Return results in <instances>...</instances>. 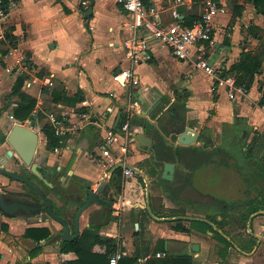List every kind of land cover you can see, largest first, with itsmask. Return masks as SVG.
<instances>
[{
  "label": "crops",
  "instance_id": "0c3cea01",
  "mask_svg": "<svg viewBox=\"0 0 264 264\" xmlns=\"http://www.w3.org/2000/svg\"><path fill=\"white\" fill-rule=\"evenodd\" d=\"M80 1L15 0V8L9 19L16 38L2 52H13L8 55L10 61L18 52L26 55L29 63L37 70L39 82L35 90H41L42 86L49 84L52 90L62 89L70 96L82 91L89 104L87 112L100 115L110 108L108 123L116 129L121 123L122 109L131 106L134 112L130 119L133 135L142 131L152 138L160 134L168 138L172 133L173 120L180 122V130L184 123H189L197 127L198 131L195 132L200 134L203 131L204 135L209 134V128L220 130L225 126L233 127L239 119L245 120L254 130L264 132V104L259 101L264 88L261 82L264 80V62L248 95L231 100L223 86H215L211 76L202 71L192 77V68H188L192 64L179 60L163 42L149 38V58L134 66L139 84L124 86L114 79V74L129 65L125 57V41L133 35L131 15L116 0H93V13L86 17L89 7L84 8ZM203 1L184 0L176 6L178 18L173 15V0H146L145 5L158 7L167 27L179 28L187 26L184 21L187 15L202 13ZM219 1L227 12L214 19L212 40L205 42V56L213 63L222 61L224 66L231 69L240 61L243 51L264 50V14L257 11L253 2L239 0L244 3V9L242 15L236 16L227 0ZM25 3L30 4L31 12ZM24 11L30 13L28 18ZM12 17H15L14 21ZM41 28L49 34L36 40ZM62 49L65 54L58 55ZM204 76L207 77V85H203ZM53 101V104L61 105V113H66L72 119L78 118L79 111L72 104L63 100ZM8 117L12 118L13 124L21 121L12 112H8ZM92 126L66 138L61 166L70 165L71 173L77 171L93 181L90 182V188L95 189L105 177V170L101 163L95 161L101 142L97 152L93 149V138L89 130ZM129 150L130 163H137L147 156L138 149L136 138ZM132 183L136 184V181L132 179ZM160 188L152 187L149 192L150 204L156 211H160L157 200ZM125 196L135 208L145 205L141 187H125ZM94 207L98 206H93L81 216V233L91 225L89 213ZM131 209L128 204L121 228L114 221H108L99 230L100 235L114 237L124 248L125 256L134 252L123 227L132 224L136 229L141 225L132 218ZM254 221L255 232L261 242L258 248L250 251L247 241H241L235 248L221 254L194 232L181 234L172 228L173 223L144 218L147 229L155 231L149 239L151 246L145 249H152L154 254L166 251L170 253L169 257L185 254L192 257V264H264V228L261 225L264 220L257 217ZM30 227H48L51 235L37 241L26 235ZM197 240H201L202 249L193 251L192 244ZM62 243L61 237L50 227L46 217H8L0 212V264H65L77 259L75 252L62 251ZM104 250L105 246L101 244L94 246L96 252ZM147 255H152L151 251L143 257H135H138L139 264H147L148 261L143 260ZM161 258L152 256L149 264Z\"/></svg>",
  "mask_w": 264,
  "mask_h": 264
},
{
  "label": "flooded vegetation",
  "instance_id": "af4514ba",
  "mask_svg": "<svg viewBox=\"0 0 264 264\" xmlns=\"http://www.w3.org/2000/svg\"><path fill=\"white\" fill-rule=\"evenodd\" d=\"M7 120H10L9 117L3 119V121ZM171 124L172 133L168 136L170 141L164 135H153L151 151L146 153L147 156L141 161L118 162L116 165L120 164V166L113 173L109 175L105 173L110 179L105 185L103 197L110 201L111 205H98V212L92 219L96 222L114 221L121 228L126 215V206L130 204L132 218H135L137 210L144 221V218H149L148 206L150 205L151 210L153 208L147 202L148 197L150 198L149 192L152 187H161L157 197L160 211H157V216L154 218L173 223L172 228L181 234L194 232L197 237L207 241L221 254H225L241 241H247L250 251L258 248L261 242L255 232L254 220L257 217L264 220V185L254 184L250 177L254 169L259 170L260 158L264 156V152H261L260 157L256 155L264 151V142H258L253 138L255 144L252 145L245 137L240 136L236 138L240 139L237 143L231 135L224 134L227 127L225 126L220 130L207 129L208 135H204L202 131L191 144L185 145L178 141L180 122L173 120ZM188 125L195 129L191 133L197 130V127L189 123ZM185 128L184 123L182 130ZM7 136L0 135V166L22 175L40 187H56L51 177L44 176L37 149L31 163L27 164L9 144ZM9 150H12V154L8 153ZM169 157L174 164L170 179L163 176L164 164L169 161ZM255 158L259 159L256 165ZM249 164L253 165L251 170L248 168ZM126 169L131 170V173L127 174ZM73 175L74 172L68 174L64 186L70 187L78 195L77 198L82 205L86 198L82 187H91V183L85 177L74 180ZM255 176L258 177L257 174ZM132 179L136 184L132 183ZM50 183L52 185H49ZM107 187L112 189L108 191ZM125 187H141L145 200L142 208L133 207V203L127 200ZM32 189L27 182L0 172V190L5 196L26 195L40 201V196H29ZM53 203L55 211L65 217L72 228L74 215L80 205L69 217L66 211L59 209L66 204L59 205L54 201ZM136 220L141 224L138 219ZM261 225L264 228V223ZM61 228L63 229L62 225ZM123 231L125 232V226ZM201 240L193 242V251L202 249ZM169 255L170 253L167 252V256ZM190 258L193 261L192 257Z\"/></svg>",
  "mask_w": 264,
  "mask_h": 264
},
{
  "label": "built area",
  "instance_id": "2783aa9c",
  "mask_svg": "<svg viewBox=\"0 0 264 264\" xmlns=\"http://www.w3.org/2000/svg\"><path fill=\"white\" fill-rule=\"evenodd\" d=\"M93 0H81L80 3L84 8H88ZM130 15V26L133 29V35L125 41V57L129 62L127 67H123L114 74V79L124 86H133L139 84V79L134 72V66L149 58V38L157 39L166 44L173 54L181 61L192 64L212 77L215 86H223L228 97L234 100L238 96H246L249 93L244 83L238 82L237 77L228 71L222 61L213 63L205 56V42L212 40L214 30V19L227 12L226 7L219 0H204L203 11L200 17L194 20L191 25L184 27H167L162 11L156 6L147 7L144 0H116ZM175 9L173 15L179 17L176 6L182 4L184 0H173ZM15 0H0V79H16L19 75H25L26 79L22 90L35 96V85L38 84L39 78L37 70L29 63L25 54L18 52L8 60V55L13 52L9 51L4 54L2 49L13 43L10 37L13 34L11 30L10 16L15 8ZM5 62V65H2ZM34 90V91H33ZM40 91V89H38ZM40 94L35 97L39 98ZM41 100L31 113V117L40 115ZM14 106L17 103H13ZM55 105V104H54ZM60 109L61 105H57ZM43 110V109H42ZM49 120L50 126L54 133L61 137L64 142L70 135L76 134L83 128L93 125L102 130L101 148L98 153V160L101 163L106 174H110V169L118 162H127L128 153L135 137L131 131L130 119L133 116L131 106L122 109V119L120 126L116 129L108 123L110 108L105 109L100 115L92 114L87 111L78 112V118L72 119L66 113L57 115L54 112L43 111ZM20 121L19 123H25ZM57 149V148H56ZM126 173L131 170L126 169ZM126 253L118 248L108 258V264H120ZM156 257L167 256L166 251H160L155 254ZM152 255L143 258L149 261Z\"/></svg>",
  "mask_w": 264,
  "mask_h": 264
},
{
  "label": "rangeland",
  "instance_id": "374dc122",
  "mask_svg": "<svg viewBox=\"0 0 264 264\" xmlns=\"http://www.w3.org/2000/svg\"><path fill=\"white\" fill-rule=\"evenodd\" d=\"M26 4H27V6H29L28 7L29 12H31L30 11V9H31L30 4L25 3V5ZM203 8H204V6H203ZM29 12L24 11V14L26 15L25 17L28 18V16H30ZM12 20L14 21L15 17H12ZM36 25H38V24H36ZM39 31L40 32H38V36H36V40L43 39L49 34L48 32L44 31L42 28ZM59 40L61 41V39H59ZM64 54H65L64 49H62L61 51L58 52V55H64ZM188 68L189 69L192 68V71H193V73L191 74L192 77H193V74L195 75L196 73L197 74L202 73V70L195 68V67H192V65H189ZM202 81H203V85H207L208 82H207L206 76L203 77ZM261 82L264 84V80H261ZM13 83H14V79H10V78L0 79V117L2 116V119H7L8 112H12V109L14 107L13 103L17 100L16 99L17 96L12 94ZM50 86L51 85H49V84H45L44 86H42L40 91L38 89H36L35 91L33 90L35 96L38 93H40L39 98H37V100H41V103H42L40 105V108H39L40 115L38 116V119H36V117H33V118L30 117L29 119H26L25 124H28V126H31L35 131H37L39 133L40 141H39L38 148H37V155L40 157V160H41L42 172L45 173L44 176L46 178L51 177L52 178L51 181L54 180V183L56 184V187H41V188L44 191H46L47 194H49V197L52 201L58 203L59 205H62L63 203L66 204V205L60 206L59 209L66 211L67 214L69 215V217H71L73 215L75 209L77 208V205H80V200L77 198L78 195L74 191H72L70 189V187L64 186V181L68 177V174L71 173L70 172V165L61 166V163H62L63 157H64V153H65V149H64L65 140H64L62 146H57L54 149H50L47 147L46 136H45L44 131H43V128L45 127V125H50L49 120L47 118V115L43 111H46L48 113L54 112L57 115H60V113H61V110L59 108H57L56 105L53 104L54 101L52 100V98H53L52 92L54 91V89L55 90H61V89L54 88L52 90V86H51V89H50ZM183 98L184 97H182V99ZM259 101H261V97H260ZM9 119L10 120H7V121H2V120L0 121V135L1 136L2 135H4V136L8 135V133L10 132V130L13 126V122L11 120L12 118H9ZM237 122L238 123L235 124L233 127H226L225 128L226 131L224 132V134L225 135H231L233 137V140L240 137V136L245 137L246 140L249 142V144H252V145L255 144V141L253 140V138L255 136H256L258 142L259 141L264 142V132H259L257 130H254L252 126H249L245 123V120L239 119ZM157 123L159 125V120L157 121ZM89 130L91 131L90 134L93 138V149H95L98 152L99 148H100L99 144H100L101 139H102V130L96 126H92L91 128H89ZM79 132H81V130L78 131L77 133H79ZM77 133L74 134L73 136L77 135ZM239 140L240 139H236L237 143L239 142ZM5 145L7 146V144H5ZM238 148H239V145H238ZM261 152H264V151H260L259 153H257V155L256 154L255 155L260 157ZM254 160H255L254 164L255 165L258 164L259 159L256 160V158H255ZM44 161L46 162V164ZM95 161L97 163H100L98 160V157L96 158ZM252 166L253 165H250V164L248 165L249 170H251V168H253ZM258 169L259 170H257V171L254 169V172L251 173L252 177H250V178H252L254 184L261 183L264 185V156L260 158V164L258 166ZM256 174L258 175V177L255 176ZM73 179L74 180H76V179L81 180V179H85V178L83 176H81L77 171H75L74 175H73ZM89 182H93V181H89ZM49 185H52V184L50 183ZM13 188H16V187H13ZM32 190L33 191L30 192L31 194L29 193V196H32V195L33 196H35V195L39 196L38 193L34 189H32ZM263 194H264V189H263ZM75 201L77 203H75ZM157 213L158 212L154 208H152V210L148 211L147 216L149 218L153 219L155 216H157ZM138 214L139 213H137V210H136L134 219H138V221L141 222V225L138 228L135 229L134 225H132V224L129 226H125V233L130 238V240H129L130 248H132L131 250H133V252H134V253L130 252V255H128V256H136L137 255V256L143 257L149 251H151L152 256H155L154 251H152V249H150V250L145 249V248L151 246V244L149 243V241H150L149 239L152 238L150 236H152V234H154L155 231L153 229L148 230L147 225H145V223L143 222V218ZM39 217H44V218L47 217L48 218V214L42 212V213L37 215V218H39ZM48 223H49L50 227L55 232H57V236H58L60 231H61L60 230V228H61L60 223L57 222L56 220L52 219V218H50L48 220ZM153 236H155V235H153ZM145 245H149V246L145 247ZM123 251H125L124 248H123Z\"/></svg>",
  "mask_w": 264,
  "mask_h": 264
},
{
  "label": "trees",
  "instance_id": "16d2710c",
  "mask_svg": "<svg viewBox=\"0 0 264 264\" xmlns=\"http://www.w3.org/2000/svg\"><path fill=\"white\" fill-rule=\"evenodd\" d=\"M202 1V0H194ZM253 2L257 11L264 14V0H245ZM146 4V0H144ZM228 6L233 10L234 15L240 16L243 13L244 3H240L239 0H227ZM199 14H190L185 17V24L191 25L194 20L199 18ZM12 39L16 38L11 34ZM264 62V50L258 52L243 51L241 59L238 63L234 64L231 69H228L230 73H233L238 82L244 83L250 90L252 83L255 80V76L261 73L262 64ZM26 76L19 75L13 83L12 94L17 96V105L13 108L12 114L15 118L25 121L31 117V113L37 104V98L22 90ZM53 100L59 102L63 100L67 104H72L79 112H85L89 109V104L82 91H78L74 95H67L62 89L52 92ZM260 103L264 104V88L262 89V96ZM179 114V113H178ZM43 116V115H42ZM46 136L47 147L54 149L57 146H62L63 142L61 137L54 133L53 128L50 125H45L43 128ZM255 139L256 136L254 137ZM112 187H107V190H111ZM108 222H96L91 219V225L87 227L78 238L72 241H63V252H75L77 259L66 262L65 264H108L109 256L115 252L118 247L122 249L117 240L114 237L100 235L99 230L101 226ZM6 228V226H4ZM26 235L34 238L37 241L47 239L51 235V230L48 227H30L26 230ZM101 244L105 246L103 252L94 251V246ZM123 250V249H122ZM166 257V256H165ZM150 260L147 262L149 264ZM33 264V263H29ZM120 264H139L138 257L125 256ZM151 264H192L191 258L188 256H168L163 259L152 260Z\"/></svg>",
  "mask_w": 264,
  "mask_h": 264
},
{
  "label": "water",
  "instance_id": "95a60500",
  "mask_svg": "<svg viewBox=\"0 0 264 264\" xmlns=\"http://www.w3.org/2000/svg\"><path fill=\"white\" fill-rule=\"evenodd\" d=\"M93 13V6H89L86 11L85 16L90 17ZM118 69L117 72H119ZM119 122L116 124L118 125ZM195 129L190 128L189 125H186V128L180 130L178 132L179 139L178 141L182 144H191L195 138L197 137V132L191 133ZM134 136L136 138L137 147L140 151L149 153L151 151L153 138L144 132H135ZM170 141V138H167ZM7 140L9 144L15 149L18 155L25 161V163L30 164L33 158V155L38 147L40 141V135L37 131H35L32 127L16 122L13 124L10 132L8 133ZM9 154H12V150L8 151ZM171 157H169V161L164 164V172L163 176L165 178H171V173L174 171V164L171 161ZM120 164L114 166L111 169L110 173H113L116 168H118ZM0 172L8 175L9 177L19 179L27 182L32 186V188L38 193L41 200L36 201L33 200L26 195L13 196L8 197L3 194L0 190V212L8 217H16L18 215H23L25 217H35L36 215L45 212L48 214V220L50 218L59 222L63 229L59 233V237H61V242L63 241H72L79 237L80 230V218L85 211L92 208L93 206L98 205H111V202L103 197V192L105 189V185L109 181L108 175L103 177L99 182L98 186L95 189H91L90 187H83L82 191L85 193V200L82 205L79 206L73 221V227L71 228L67 219L62 215H59L55 211L54 203L50 199L49 195L44 191L39 185L34 183L33 181L23 177L22 175L8 171L0 166ZM148 204L150 203V198L148 197ZM149 210L150 205L148 206ZM98 212V207H94L89 213L90 219H92L93 215ZM157 218V217H156Z\"/></svg>",
  "mask_w": 264,
  "mask_h": 264
}]
</instances>
